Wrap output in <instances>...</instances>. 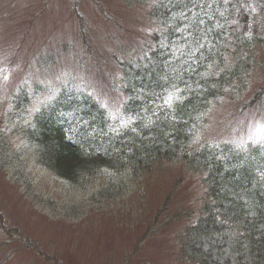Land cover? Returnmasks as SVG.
<instances>
[{"label": "trees", "instance_id": "trees-1", "mask_svg": "<svg viewBox=\"0 0 264 264\" xmlns=\"http://www.w3.org/2000/svg\"><path fill=\"white\" fill-rule=\"evenodd\" d=\"M230 3V9L222 6L217 17L207 12V32L218 43L213 48L201 39L196 43L192 54L204 50L208 55L198 64H193L191 55L185 59L173 51L176 39H182L179 30L185 20L176 14L163 17L161 4L151 10L149 16L156 22L147 32L140 52L131 54L129 60L113 53L119 60L116 65L121 77L116 89L126 96L127 113H136L147 105L154 114L148 117L143 112L131 126L133 131L126 130L123 137H115L111 146L105 145L104 137L115 136V132L105 130L99 105L88 93L73 91L77 82L46 88L31 84L24 89L33 97L51 95L41 104V112L31 118L24 134L27 149L56 176L76 181L107 167L115 177H130L132 188L155 168L182 164L202 177L207 184V198L200 210L194 214L174 210L171 193L155 210L144 232L143 242L166 241L160 254L170 264H264V155H247L245 148L234 149L229 143L198 138L201 118L208 116L225 92H237L235 82L246 77L249 53L264 46V4L257 18L255 9H249V0ZM192 7L194 11L197 4ZM74 13L79 18L77 7ZM106 18L119 25L109 14ZM216 18H226V22L216 24ZM193 25V20L186 22L185 34L200 31ZM84 31L81 21L77 36L81 38ZM8 62L4 68L7 77L14 71ZM30 99L29 95L27 100ZM90 132L96 137L87 140ZM225 154L232 158L231 162L221 160ZM116 187L118 192L115 187L109 191L119 193L123 189L121 184Z\"/></svg>", "mask_w": 264, "mask_h": 264}, {"label": "rangeland", "instance_id": "rangeland-1", "mask_svg": "<svg viewBox=\"0 0 264 264\" xmlns=\"http://www.w3.org/2000/svg\"><path fill=\"white\" fill-rule=\"evenodd\" d=\"M87 2L103 7L119 25L102 14L91 16L94 11ZM214 2L218 16L222 13L221 4L228 5L231 0ZM161 3L168 6L171 0ZM71 4L88 12L91 24L87 36L92 40L88 41L90 48L85 54L90 63L81 69L84 90L109 104L113 124L118 128L136 124L141 114L149 111L147 105L136 113L123 111L122 94L105 76L112 67L106 65L99 70L92 61L101 55L111 56L134 41L144 43L147 32L154 28L147 14L156 5L155 0H0V264H122L134 247L142 246L145 225L167 195L173 194L174 206L178 208L189 195L202 191L200 177L188 173L181 164L155 168L132 188L130 177H115L107 167L103 172L82 175L72 184L45 169L34 152L25 148L29 117L9 121L12 114L17 116L20 104L14 86L19 88L25 80L36 79L21 73L24 64H33L34 70L46 68L40 57H54L61 66H78L61 49L77 37L78 25L70 14ZM185 38L197 42L201 39L213 46L207 25L197 33L188 32ZM84 50H77L78 54ZM52 52L55 53L49 55ZM11 59L14 60L8 62ZM7 62L16 69L9 77L4 74ZM259 71L264 72V67ZM47 78L55 81L59 77L49 74ZM262 83L264 78L256 82L251 96ZM37 104L38 101L34 108L29 107L32 115L37 112ZM236 111L234 102L218 103L213 108L211 132L239 139L253 133L251 123L239 119ZM205 130L209 137V130ZM261 137L260 134L256 140ZM120 184L123 189L119 193L109 191L115 187L118 192L116 186ZM166 245L165 240L145 242L141 248L145 253L130 256L129 263L164 264L168 258H163L160 250Z\"/></svg>", "mask_w": 264, "mask_h": 264}, {"label": "snow or ice", "instance_id": "snow-or-ice-1", "mask_svg": "<svg viewBox=\"0 0 264 264\" xmlns=\"http://www.w3.org/2000/svg\"><path fill=\"white\" fill-rule=\"evenodd\" d=\"M258 132L264 131V126H261L260 128L257 129Z\"/></svg>", "mask_w": 264, "mask_h": 264}]
</instances>
